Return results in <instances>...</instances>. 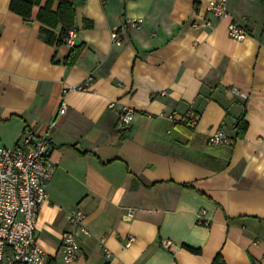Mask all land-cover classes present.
<instances>
[{"label":"crops","instance_id":"0c3cea01","mask_svg":"<svg viewBox=\"0 0 264 264\" xmlns=\"http://www.w3.org/2000/svg\"><path fill=\"white\" fill-rule=\"evenodd\" d=\"M10 1L0 0V145L55 123L35 229L49 264H212L217 255L264 264L263 3L228 0L216 19L208 0H65L75 12L72 49L57 43L60 24L38 17L58 0H37L28 17ZM230 21L243 40L229 37ZM125 107L134 119L119 127ZM187 113L197 114L194 127ZM219 127L228 142L210 145ZM75 209L86 234L66 220ZM66 231L79 244L70 263L58 251Z\"/></svg>","mask_w":264,"mask_h":264},{"label":"built area","instance_id":"2783aa9c","mask_svg":"<svg viewBox=\"0 0 264 264\" xmlns=\"http://www.w3.org/2000/svg\"><path fill=\"white\" fill-rule=\"evenodd\" d=\"M205 10L216 19L228 15V0H208ZM139 28V21H130ZM208 22H205V25ZM229 37L234 41L244 39L246 32L237 22L230 21L227 25ZM77 30L71 28L67 31L64 42L73 47L76 45ZM113 44L120 45L121 38L117 28L111 31ZM91 78L78 85V89H84ZM240 96L238 91L234 90ZM165 93V92H164ZM60 114H64L66 107L61 105ZM109 107L115 108V103H109ZM134 111L125 107L117 111V125L125 127L132 123ZM190 126L194 127L198 116L195 113H187ZM50 121L47 130L54 126ZM34 136L26 133L19 142L13 146L0 145V264H49L45 251L37 243L35 236L39 210L47 199L45 185L51 177L50 161L48 157L49 145L47 132ZM228 142V137L222 127L212 131L208 135L210 145H221ZM66 220L72 227H77L83 233H87L83 225L84 215L79 210H71L66 213ZM204 211L200 210L197 220H203ZM134 241L132 236L127 238L125 247H129ZM164 246L170 245L165 241ZM64 263L74 261L79 255L77 235L73 231L62 233L58 248ZM106 255L109 251L105 249Z\"/></svg>","mask_w":264,"mask_h":264},{"label":"trees","instance_id":"16d2710c","mask_svg":"<svg viewBox=\"0 0 264 264\" xmlns=\"http://www.w3.org/2000/svg\"><path fill=\"white\" fill-rule=\"evenodd\" d=\"M260 1L264 5V0H260ZM36 2L37 0H11L9 7L11 11L23 17H28L32 4ZM38 17L43 22L47 23V25L51 28H54L58 24L61 25L58 36V42H57L59 44L64 41L67 31L71 28H74V17H75L74 8L70 2L65 0H58V5L54 12L48 11L47 8L41 10ZM41 34L45 36V39L47 41L50 42L52 40L53 36L50 30L42 29ZM74 47L75 45L72 47V49H74ZM236 128H237L236 138H239L242 136L245 130V123H243L242 120H239L236 125ZM212 264H224V262L221 256L217 255L214 258Z\"/></svg>","mask_w":264,"mask_h":264}]
</instances>
